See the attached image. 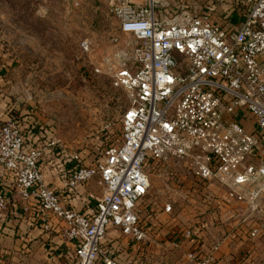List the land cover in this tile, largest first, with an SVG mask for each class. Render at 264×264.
Returning a JSON list of instances; mask_svg holds the SVG:
<instances>
[{
	"label": "built area",
	"instance_id": "built-area-1",
	"mask_svg": "<svg viewBox=\"0 0 264 264\" xmlns=\"http://www.w3.org/2000/svg\"><path fill=\"white\" fill-rule=\"evenodd\" d=\"M172 2L105 0L116 32L109 39L110 52L93 71L124 90L129 106L117 143L107 146L100 159L83 164L77 154L66 156L76 166L61 187L44 180L43 142L26 143L18 119L0 124V183L12 188L10 195L0 192V216L17 198L42 231L59 227L71 247L67 262L59 264H119L115 250L104 242L109 226L144 248L153 232L138 204L148 194L151 167L169 162L189 170L198 183L216 182L229 200L246 203L262 219L261 227H250L249 239L264 234V163L247 164L250 158H264L259 148L264 136V0H251L236 28L218 22L210 11L174 10ZM80 46L87 54L93 51L88 38ZM91 181L100 192L90 194L96 212L88 217L64 195ZM170 208L164 206L167 212ZM185 241L198 247L188 252L189 259L213 263L192 229L177 232L171 244Z\"/></svg>",
	"mask_w": 264,
	"mask_h": 264
},
{
	"label": "rangeland",
	"instance_id": "rangeland-1",
	"mask_svg": "<svg viewBox=\"0 0 264 264\" xmlns=\"http://www.w3.org/2000/svg\"><path fill=\"white\" fill-rule=\"evenodd\" d=\"M74 1L0 0V111L19 120L26 143L43 142L46 156L77 154L82 163L93 164L107 146L117 143L129 100L107 75L93 71L101 56L110 52L109 39L116 32V19L107 14L105 0H83L77 6ZM250 3L251 0H173L171 7L175 10L183 6L193 14L210 11L218 22L236 28ZM87 38L93 42L91 54L80 46ZM246 128H250L249 124ZM53 147L55 150H50ZM173 165L169 162L162 168L151 167V185L138 207L142 216H148L153 223L158 215L167 230L171 226L172 231L191 229L201 216L217 211L216 192L220 187L216 182L198 183L189 170ZM261 196L264 198V185ZM239 203L250 212L246 203ZM165 204L171 210L163 216L160 210ZM250 213L259 218L251 226L261 227V217ZM224 214H229L225 219L231 221V205ZM117 234L111 240L107 230L104 242L115 250L119 264L185 261L177 245L168 244L159 251L139 248ZM256 239L264 245L262 232L252 240ZM129 244L136 248L134 256L123 254L124 246ZM26 247L20 249L14 244L6 248L0 244V264H56L47 250L32 247L24 252ZM173 251L175 257L170 262L165 255ZM186 258L187 264H196Z\"/></svg>",
	"mask_w": 264,
	"mask_h": 264
},
{
	"label": "crops",
	"instance_id": "crops-1",
	"mask_svg": "<svg viewBox=\"0 0 264 264\" xmlns=\"http://www.w3.org/2000/svg\"><path fill=\"white\" fill-rule=\"evenodd\" d=\"M8 117L9 116L4 114L3 110L0 111V124L9 119ZM249 127V131L254 130L251 124ZM259 148L261 151H264V136H262L259 141ZM45 158L46 159L41 164L45 182L53 188L61 187L63 179L70 170V168H66V164H64V162H67L66 159L68 157H58L54 155L50 157L46 156ZM260 163H264V158L260 159L258 157H253L247 161V164L255 166ZM83 164L88 163L84 162ZM11 191L12 188L0 183L1 193L10 195ZM99 192V187L94 181H91L89 184L78 185L75 189L65 193L64 199L73 209L88 217H92L96 212V204L90 197V194H99ZM216 196L218 197L215 204L217 206V211L213 214L208 213L201 216L197 224L191 228L197 233L200 239L199 242L201 244V250L204 252L203 254H210L212 256V264H261L262 260H264V254H262L264 245L261 244L258 239H249L247 235L250 227H252L251 225L259 218L248 212V210L241 205L242 203L240 204L232 199L229 200L222 190L216 192ZM16 199H13V201L11 200L9 211L5 215L0 216L1 246L9 248L15 244L20 246V249H24V247L28 246V248L26 247V249L23 250L24 252L33 247L37 248L39 251L47 250L46 252L48 254L51 250L52 260H54L56 264H59L57 261L58 258L65 252L70 254L69 252L71 249V247H68L69 244L67 245L62 239L60 234L61 229L53 226L48 232L42 231L40 225L34 221L36 219L32 211H23L22 202ZM166 205L167 204L164 206ZM229 205H231V221L225 219V217H229V214H224L225 209H227ZM164 206L161 208L160 213L166 216L167 211H165ZM150 222L149 227L153 231L154 236L148 241L146 247H152V249H156V251L169 247L167 245H171V241L174 236H176V233L185 229L181 227L180 230L173 229L172 231L171 229L174 227L171 226V228L167 230L166 226H164V222L158 215L156 217V222ZM107 230H109L112 235L110 236L111 240H113L114 237H118V231L115 228L109 226ZM155 232L157 236L154 234ZM22 243L24 244L20 245ZM121 243H124V241ZM214 244L218 245L216 250L212 249ZM182 246L183 243L179 244V248L182 250L180 252L183 253L185 261L180 264H187V247ZM260 248L262 250H260ZM135 249L136 248L130 244L124 246L123 254L126 256H134L136 252ZM174 254L175 251L167 253L165 257L172 262L175 257ZM63 261L65 262V259Z\"/></svg>",
	"mask_w": 264,
	"mask_h": 264
},
{
	"label": "trees",
	"instance_id": "trees-1",
	"mask_svg": "<svg viewBox=\"0 0 264 264\" xmlns=\"http://www.w3.org/2000/svg\"><path fill=\"white\" fill-rule=\"evenodd\" d=\"M9 119H16L14 118V116H9L8 117ZM29 135V134H28ZM32 135H34V133H32ZM64 164H66V168H70V170L74 169L75 166H76V163L73 162V161H67V162H64ZM68 166V167H67ZM68 174V173H67ZM148 220V223H150V221H152L150 218H148V216L145 218ZM108 229V228H107ZM42 230V229H41ZM183 246L187 247V252H193L195 250L198 249L197 245L195 243H193L192 241H185L183 242ZM50 253L52 252L51 250L49 251ZM49 253V255H50ZM52 254V253H51ZM68 256V253L65 252L64 254H62L59 258H58V263H66L68 259H66ZM65 259V262L63 261Z\"/></svg>",
	"mask_w": 264,
	"mask_h": 264
}]
</instances>
